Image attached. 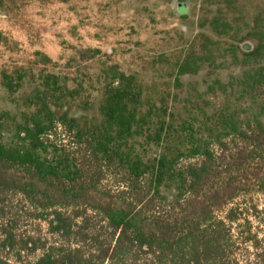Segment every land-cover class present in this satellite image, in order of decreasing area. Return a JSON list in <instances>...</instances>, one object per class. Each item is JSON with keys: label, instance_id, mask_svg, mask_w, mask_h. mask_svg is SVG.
<instances>
[{"label": "trees", "instance_id": "16d2710c", "mask_svg": "<svg viewBox=\"0 0 264 264\" xmlns=\"http://www.w3.org/2000/svg\"><path fill=\"white\" fill-rule=\"evenodd\" d=\"M120 2V55L0 31V264H264V0Z\"/></svg>", "mask_w": 264, "mask_h": 264}, {"label": "rangeland", "instance_id": "374dc122", "mask_svg": "<svg viewBox=\"0 0 264 264\" xmlns=\"http://www.w3.org/2000/svg\"><path fill=\"white\" fill-rule=\"evenodd\" d=\"M116 2L117 0L80 1L78 15H74L73 11L66 6L58 4L44 8L32 5L28 10L29 25L33 29L31 32L13 24L2 13L0 14V31L17 41L22 48L31 50L38 47L54 58H57L64 51V42L79 46L99 47L102 51L116 48L118 55H120L125 48L131 46L134 38L130 35L129 16L124 10L127 3L121 4L120 2L117 4ZM188 7L189 3L179 4L177 12L176 4L173 3L170 12L173 11L176 15L185 14ZM162 15L165 16L164 13ZM175 18L162 21L160 27L162 25H165L164 27H168L169 24L174 25L176 23ZM140 37L145 40L147 35L141 30ZM30 41H35L33 47ZM2 55L0 60L6 59V55ZM56 132L57 134L50 139H55L66 147L72 146L71 138L66 135L62 127L57 128ZM110 182L111 180H105L104 184L109 186ZM254 202L264 207V195L254 196ZM25 228L32 231L34 223L28 224ZM41 229L45 233L46 226L42 224Z\"/></svg>", "mask_w": 264, "mask_h": 264}, {"label": "flooded vegetation", "instance_id": "af4514ba", "mask_svg": "<svg viewBox=\"0 0 264 264\" xmlns=\"http://www.w3.org/2000/svg\"><path fill=\"white\" fill-rule=\"evenodd\" d=\"M183 3L188 4L189 2H181V1L177 2V3H176V10H177V6H178L179 4H183ZM191 11H192V5L189 3V7H188L187 12H186L185 14H180V15H188V14L191 13ZM177 12H178V10H177ZM243 47H244V49H246V50H250V49H251V44H250V43H245V44L243 45Z\"/></svg>", "mask_w": 264, "mask_h": 264}]
</instances>
